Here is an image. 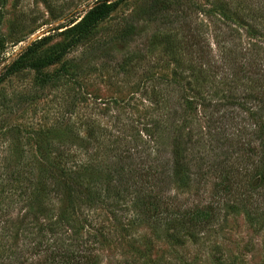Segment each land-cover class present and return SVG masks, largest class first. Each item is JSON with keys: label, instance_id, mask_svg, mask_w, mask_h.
Wrapping results in <instances>:
<instances>
[{"label": "rangeland", "instance_id": "rangeland-1", "mask_svg": "<svg viewBox=\"0 0 264 264\" xmlns=\"http://www.w3.org/2000/svg\"><path fill=\"white\" fill-rule=\"evenodd\" d=\"M98 1L0 0V264H264V0Z\"/></svg>", "mask_w": 264, "mask_h": 264}, {"label": "trees", "instance_id": "trees-1", "mask_svg": "<svg viewBox=\"0 0 264 264\" xmlns=\"http://www.w3.org/2000/svg\"><path fill=\"white\" fill-rule=\"evenodd\" d=\"M112 0H99V4L95 7L92 14H95L96 20L104 18L108 13V7L109 2ZM31 50V48L29 49ZM52 61H32L28 65H12L10 66L7 71H5L0 76V82L5 77L8 76L14 72L19 71L22 68L30 67L36 70V72L39 74L42 72V70L50 65H53ZM51 78V77H50ZM234 107L237 105L231 101H227L226 105L224 107ZM243 106H239V108H242ZM238 108V107H237ZM232 117H229L228 120H232ZM263 139L262 142L264 143V125H263V133H262ZM182 142L179 138L175 139V147L173 151L174 155V161L175 166L178 169L176 175H179L180 169L183 167L184 162V151L181 149ZM228 174V173H226ZM51 178V179H50ZM48 178H42L37 185L36 188V194L37 195H54L56 197L62 196L66 199V201L71 204L72 206H76L80 201L81 202H92L94 199L93 196V190L90 187L89 184L83 185L79 181L72 180L68 175H65V173H61L60 177L56 175L51 176ZM226 179V178H225ZM227 180V179H226ZM223 184V183H222ZM228 188V186L225 187V190ZM38 197V196H37ZM78 202V203H77ZM155 212L157 213L160 209V204L154 205ZM160 212L159 214H161ZM167 212H163L162 214H166ZM214 213V208L212 206H204V207H196L194 210L189 212L187 214V219H184L183 221L186 224H190L191 226H201L209 223L212 220ZM57 264H74L72 261L67 262H61ZM78 264V263H75Z\"/></svg>", "mask_w": 264, "mask_h": 264}]
</instances>
